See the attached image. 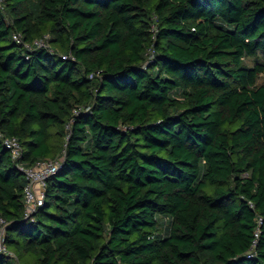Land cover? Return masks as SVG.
Segmentation results:
<instances>
[{
    "label": "trees",
    "instance_id": "16d2710c",
    "mask_svg": "<svg viewBox=\"0 0 264 264\" xmlns=\"http://www.w3.org/2000/svg\"><path fill=\"white\" fill-rule=\"evenodd\" d=\"M258 52L264 0H0V264H264Z\"/></svg>",
    "mask_w": 264,
    "mask_h": 264
},
{
    "label": "built area",
    "instance_id": "2783aa9c",
    "mask_svg": "<svg viewBox=\"0 0 264 264\" xmlns=\"http://www.w3.org/2000/svg\"><path fill=\"white\" fill-rule=\"evenodd\" d=\"M13 39L20 43L21 36L18 33L13 34ZM42 45V42H37ZM0 140L3 145L8 149L12 160L17 161L21 156V146L19 141L14 136L5 135L0 130ZM59 166V160L48 159L36 161L33 165L22 167V170L27 182L23 188V202H24V214L30 215L37 207L43 204L45 180L46 178L56 171ZM5 221L0 218V253L12 255L3 239ZM257 235V232L255 233Z\"/></svg>",
    "mask_w": 264,
    "mask_h": 264
},
{
    "label": "rangeland",
    "instance_id": "374dc122",
    "mask_svg": "<svg viewBox=\"0 0 264 264\" xmlns=\"http://www.w3.org/2000/svg\"><path fill=\"white\" fill-rule=\"evenodd\" d=\"M244 61L246 65L253 66L254 64L258 62H264V54L261 52H258L256 55L252 57L245 58ZM256 84L257 85L264 84V71L258 75Z\"/></svg>",
    "mask_w": 264,
    "mask_h": 264
}]
</instances>
